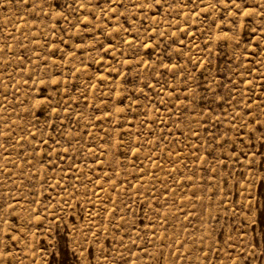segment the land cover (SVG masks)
<instances>
[{"label": "rangeland", "instance_id": "rangeland-1", "mask_svg": "<svg viewBox=\"0 0 264 264\" xmlns=\"http://www.w3.org/2000/svg\"><path fill=\"white\" fill-rule=\"evenodd\" d=\"M0 264H264V0H0Z\"/></svg>", "mask_w": 264, "mask_h": 264}]
</instances>
